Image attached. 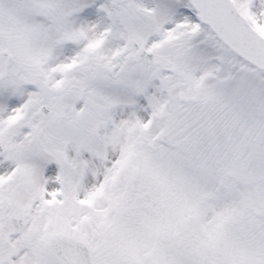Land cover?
Here are the masks:
<instances>
[{
  "label": "snow or ice",
  "instance_id": "snow-or-ice-1",
  "mask_svg": "<svg viewBox=\"0 0 264 264\" xmlns=\"http://www.w3.org/2000/svg\"><path fill=\"white\" fill-rule=\"evenodd\" d=\"M0 264H264V0H0Z\"/></svg>",
  "mask_w": 264,
  "mask_h": 264
}]
</instances>
